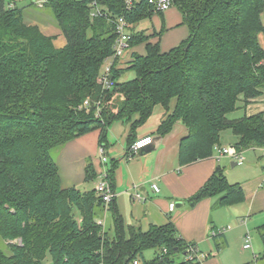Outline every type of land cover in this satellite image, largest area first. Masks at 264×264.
Returning a JSON list of instances; mask_svg holds the SVG:
<instances>
[{"label": "trees", "instance_id": "trees-1", "mask_svg": "<svg viewBox=\"0 0 264 264\" xmlns=\"http://www.w3.org/2000/svg\"><path fill=\"white\" fill-rule=\"evenodd\" d=\"M17 1L0 0V236L7 243L0 264H45L48 257L49 264H200L196 244L180 237L173 223L143 231L125 224L115 197L106 205L96 188H62L53 152L95 130L100 145L108 144L110 127L122 122L130 126L125 158L132 160L135 133L157 105L166 111L157 136L178 122L188 129L181 167L218 153L226 130L236 137L238 153L264 148L263 113L228 117L264 94V0H172L189 35L168 51L160 46L162 32L136 31L163 15L147 0L131 10L124 0H44L66 39L62 48L27 23L25 11L37 0H28V8ZM92 2L106 15L93 17ZM120 17L130 30L132 59L114 67V86L103 88L97 79L114 54ZM142 44L145 54L133 52ZM127 71L135 77L121 81ZM116 165L110 160L107 171L113 191ZM97 178L90 161L85 183ZM208 198L218 199L216 209L246 200L220 165L187 203L192 208ZM108 211L113 235L105 230ZM259 229L264 246V225ZM156 249L147 261L145 253Z\"/></svg>", "mask_w": 264, "mask_h": 264}, {"label": "crops", "instance_id": "crops-1", "mask_svg": "<svg viewBox=\"0 0 264 264\" xmlns=\"http://www.w3.org/2000/svg\"><path fill=\"white\" fill-rule=\"evenodd\" d=\"M156 17L157 27L154 25L151 29L136 30L146 35L162 32L158 38L163 51L172 49L188 37L189 30L182 24V16L176 7H171L162 16L154 15L150 19L153 24ZM262 22L264 25V12ZM40 27L49 36L60 35L57 42L62 47L66 44L61 32L45 25ZM261 37L264 38L263 34L259 40ZM155 40L157 38L151 39ZM261 45L264 47V44ZM133 52L145 54V45L136 46ZM165 112L162 106L157 105L148 121L136 131L135 142L145 137L154 140ZM243 113L247 116L264 114V94L252 100ZM129 131V125L117 122L109 129L108 144L100 145V130H95L63 147L57 161L62 188H78L90 184L85 183L86 166L90 161L101 179V171H108L100 161L103 151L105 157L117 162L113 189L117 209L126 225H138L147 231L151 225L173 223L180 237L188 243L196 244L198 252L207 256L200 264H241L236 263L239 260L236 256L246 253L245 236L251 234L249 223L255 221L258 225L256 227L264 225V158L254 153L248 161L247 173L236 179L246 197L243 203L216 209L218 199L208 198L191 208L187 200L203 187L218 165L226 170L223 160L229 157L220 156L218 152L209 159L181 167L179 148L181 140L188 135V129L178 122L169 134L162 137L156 150L128 160L125 156L128 152ZM230 147L227 145L220 148ZM153 184L159 186V193L153 191ZM172 203L176 207L170 211ZM230 224H234L235 228Z\"/></svg>", "mask_w": 264, "mask_h": 264}, {"label": "rangeland", "instance_id": "rangeland-1", "mask_svg": "<svg viewBox=\"0 0 264 264\" xmlns=\"http://www.w3.org/2000/svg\"><path fill=\"white\" fill-rule=\"evenodd\" d=\"M17 6L19 8H28L27 6L29 5V1L28 0H18L17 1ZM44 5V0H37V3L35 5L30 6L25 12V18L27 23H29L30 25L33 26H38L40 28V30L42 31V33L46 36L47 33L43 32L42 28L40 27V25H45L46 27L49 26V29H56L58 32H61V30L57 27L55 20L52 18V16L50 15L49 11L43 7ZM6 6H8V2L6 3ZM158 22V17L155 18V22L153 24V21H151L150 19L144 20L141 23H139L136 27V29L138 28V30H142L141 28L145 29H151L153 28V26L155 25L157 27V23ZM40 24V25H39ZM137 31V30H136ZM62 34V32H61ZM60 35H53L52 37H54V45L56 48H62V46L60 44H58L57 39L59 38ZM260 43L264 44V38L261 37L260 39ZM132 48V46H131ZM125 68V66H124ZM135 77V74L131 71H127L121 81H126V80H131ZM241 105V104H240ZM243 111L238 110L234 113H231L230 115H228V117L230 119H234V118H239L242 117ZM122 123V122H121ZM125 124V123H122ZM127 125V124H125ZM236 137L232 134V132L230 130H226L224 132H222L221 134V140H220V144L222 147H225L227 145H234V143L236 142ZM62 149H58L56 151L53 152V156L55 161H58V158L60 156ZM254 153L259 154V156L264 158V153L262 150L258 149L256 151H247L243 153V157L245 159V163L244 166H239L237 165L236 167H232V163L235 162L233 159H231L230 157L227 159L225 158L223 160V163H225L226 165V170H224L225 172V176L227 177V180L231 183V184H235L236 183V179H240L243 175H245L247 173V168L249 166V159L254 155ZM107 157V156H106ZM106 165L107 168L110 167V159H108L107 157V163L104 164ZM99 182H101L100 178H97L96 180H94L93 182H91L90 184H87L85 187H78V189L80 190H85V189H93L94 186H97L99 184ZM76 217L79 218V215L76 214ZM105 218V213L103 214V219ZM231 227L235 228L234 224H230ZM249 227H250V231H251V238H252V248L251 249H247L246 253L244 252L245 255H237L236 259V263H241V264H264V246L261 240V233H260V227H256L258 226L256 224L255 221H252L249 223ZM105 230H107L110 235H113L114 232V228H113V216H112V212L108 211L106 213V224H105ZM0 248H4L7 251V243L1 238L0 236ZM236 249V247H235ZM160 250L156 249V250H149L145 253V259L147 261L152 260L156 253H158ZM243 252V251H242ZM255 256H257V258H255ZM178 261L182 260V256L179 255V257L177 258ZM50 257H48L45 260V264H49L50 263Z\"/></svg>", "mask_w": 264, "mask_h": 264}, {"label": "built area", "instance_id": "built-area-1", "mask_svg": "<svg viewBox=\"0 0 264 264\" xmlns=\"http://www.w3.org/2000/svg\"><path fill=\"white\" fill-rule=\"evenodd\" d=\"M124 1H125L126 8L128 10H131L143 0H124ZM147 2L153 6L155 12H159V13H164L172 7V0H147ZM91 7H92L93 17L106 15L103 13L102 9L100 8V6H98L96 2H92ZM114 22H115L116 33L118 36L115 42V45H114V54L104 62L101 68L100 74L98 76V79H97V82L103 88H108V89L114 86L113 75H112L113 68L114 67L124 68V66L126 67L128 62H130L132 59V48L130 44V30L127 26V22L123 17L116 19ZM84 106L85 107L89 106L88 101L84 103ZM153 141L154 140L152 137L142 138L136 141L131 146L130 151L132 154H137L143 148L151 145ZM261 150L264 153V148H262ZM219 155L230 157L239 166L244 165L245 163L243 153L236 152L232 147L220 150ZM100 161H101V164L107 163V157L104 156L103 151H101ZM100 176H101V182H99V184L96 186V190L99 196L102 197L105 204L108 205L114 199L115 192L112 190L111 185L107 181V172L105 170L101 171ZM152 189L156 193L160 192V188L157 184H153ZM136 198L140 199V196L136 195ZM175 207L176 205L174 203L170 204V211H173ZM102 223L103 222L101 221L100 224ZM251 248H252V238L250 234H247L245 236L244 249L247 250ZM193 258L194 256H190L189 260H193ZM206 258L207 256L197 251L196 260L198 262H201ZM255 258H257V256H255ZM135 264H138V262H135Z\"/></svg>", "mask_w": 264, "mask_h": 264}, {"label": "water", "instance_id": "water-1", "mask_svg": "<svg viewBox=\"0 0 264 264\" xmlns=\"http://www.w3.org/2000/svg\"><path fill=\"white\" fill-rule=\"evenodd\" d=\"M161 141H162V137H161V136H157V137H155V138H154V141H153V143H152L151 145H149V146L143 148L142 150H140V151L137 153V157H141V156H143L144 154H147V153H150V152L156 150V149L159 147ZM232 166H233V167H234V166H237L236 162H233V163H232ZM178 207H180V204H179Z\"/></svg>", "mask_w": 264, "mask_h": 264}]
</instances>
